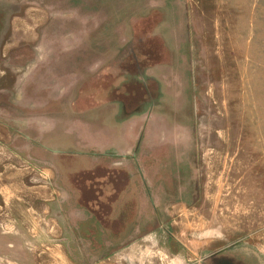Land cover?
Returning a JSON list of instances; mask_svg holds the SVG:
<instances>
[{"label":"rangeland","instance_id":"374dc122","mask_svg":"<svg viewBox=\"0 0 264 264\" xmlns=\"http://www.w3.org/2000/svg\"><path fill=\"white\" fill-rule=\"evenodd\" d=\"M23 9L79 43L42 86L37 67L0 91V264H198L226 246L264 264V0H0V29ZM40 132L62 152L31 153Z\"/></svg>","mask_w":264,"mask_h":264},{"label":"crops","instance_id":"0c3cea01","mask_svg":"<svg viewBox=\"0 0 264 264\" xmlns=\"http://www.w3.org/2000/svg\"><path fill=\"white\" fill-rule=\"evenodd\" d=\"M90 14L92 15V18H94L93 14L96 15L93 10H87L85 12L86 17ZM76 15L78 16V13H76ZM34 17H36L35 12L31 13L28 9H23L20 14H15L11 17L7 16L4 19L5 25L0 29V91L5 90L8 94H14V90L16 88L23 91L25 86L29 83L27 82V73L35 70L37 67H40V69H38V80L40 81L38 84L42 86L40 78L46 77V73H49L51 70H53V72H56L57 70L56 66L51 64L55 61L50 58L51 55L58 51L61 47H69L78 45L79 43L78 40L74 38L64 40L59 38H45L44 35H40L42 33L40 27L43 25H40L43 24V16H39V21L34 25V27L29 28V24ZM88 27L91 26L85 25L82 30H86ZM6 34H8L7 38H5ZM29 53H31V55H29ZM69 75L72 77L73 74ZM72 88L73 86L71 85L68 90H60L59 93L60 95L65 94ZM38 89L41 90L42 88L39 87ZM25 138L33 143L32 149H36L31 150V153L38 150H48L54 154L62 152V149L56 144V137L49 139V137L40 132L36 139L28 134L25 135ZM46 145L52 146L53 148L50 147L49 149ZM89 145L95 146L98 149H102L105 146L102 140H93L89 142ZM37 153L39 154V159L45 158V154L43 152ZM100 153L101 152H94L92 154L97 155Z\"/></svg>","mask_w":264,"mask_h":264},{"label":"flooded vegetation","instance_id":"af4514ba","mask_svg":"<svg viewBox=\"0 0 264 264\" xmlns=\"http://www.w3.org/2000/svg\"><path fill=\"white\" fill-rule=\"evenodd\" d=\"M226 249H228L227 246L217 248L209 252L207 255H204L198 263L199 264H240L238 258L232 257L231 255L224 253L225 252L224 250ZM207 256L208 259H206Z\"/></svg>","mask_w":264,"mask_h":264}]
</instances>
